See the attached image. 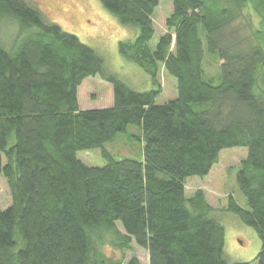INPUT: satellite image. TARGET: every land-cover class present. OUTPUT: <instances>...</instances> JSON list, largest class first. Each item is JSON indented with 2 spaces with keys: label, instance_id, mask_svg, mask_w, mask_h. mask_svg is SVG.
Segmentation results:
<instances>
[{
  "label": "trees",
  "instance_id": "1",
  "mask_svg": "<svg viewBox=\"0 0 264 264\" xmlns=\"http://www.w3.org/2000/svg\"><path fill=\"white\" fill-rule=\"evenodd\" d=\"M98 1L137 30L119 53L152 90L108 74L94 50L26 0H0V177L11 198L0 210V264H124L105 254L106 235L120 253L144 249L149 264H242L225 258L203 192L185 196L188 178H205L234 148L247 150L235 176L246 207L228 195L226 211L256 232L254 262L264 264V0H172L153 51L157 0ZM208 61L216 75L205 73ZM162 68L177 98L156 105ZM96 76L112 86L113 105L80 111L77 89ZM130 126L141 158L115 160L104 145ZM91 150L104 167L76 158Z\"/></svg>",
  "mask_w": 264,
  "mask_h": 264
},
{
  "label": "rangeland",
  "instance_id": "2",
  "mask_svg": "<svg viewBox=\"0 0 264 264\" xmlns=\"http://www.w3.org/2000/svg\"><path fill=\"white\" fill-rule=\"evenodd\" d=\"M36 8L50 24L57 25L63 32L75 36L83 45L94 50L103 60L104 69L114 75L132 90L147 92L153 89L150 77L139 67L126 61L119 53V43L132 41L138 32L133 27L121 26L115 17L103 9L98 0H26ZM152 20L154 36L149 43L153 51L160 37L166 34L165 21L172 12V0H157ZM1 39L6 42V32L0 31ZM205 59L207 54L203 45ZM205 65V73L209 76L217 74V68L210 61ZM219 73V70H218ZM161 94L156 105H163L177 98L176 80L163 68L158 73ZM78 107L80 111L108 109L113 105L112 86L99 76L86 79L77 89ZM140 130L130 126L126 132L118 135L112 142L104 145L115 160H140L141 145L137 140ZM247 157V150L234 148L223 150L219 154L216 165L205 178H188L185 182V196L190 198L197 190H201L208 204L215 210L216 220L224 229V256L230 263L256 264L260 251V240L256 232L244 225L235 215L226 211L227 197L233 196L243 208L246 207L243 196L237 190L235 176L240 162ZM76 158L88 167L102 168L106 165L100 150L81 151ZM11 205L10 192L5 179L0 177V210ZM118 232L124 235L120 225ZM115 238L105 236V254L116 259H123L126 264L131 257H136L140 264H149L147 252L132 244V251L120 253L112 248ZM114 244H117L115 242ZM114 246V245H113Z\"/></svg>",
  "mask_w": 264,
  "mask_h": 264
}]
</instances>
